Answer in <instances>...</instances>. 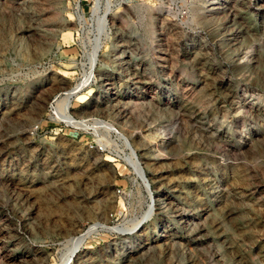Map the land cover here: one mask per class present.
<instances>
[{
  "label": "rangeland",
  "instance_id": "374dc122",
  "mask_svg": "<svg viewBox=\"0 0 264 264\" xmlns=\"http://www.w3.org/2000/svg\"><path fill=\"white\" fill-rule=\"evenodd\" d=\"M160 1L0 0V264H264V0Z\"/></svg>",
  "mask_w": 264,
  "mask_h": 264
},
{
  "label": "bare ground",
  "instance_id": "6f19581e",
  "mask_svg": "<svg viewBox=\"0 0 264 264\" xmlns=\"http://www.w3.org/2000/svg\"><path fill=\"white\" fill-rule=\"evenodd\" d=\"M95 1V5H93V10H92V14L91 16H94V21L96 22V28L94 29V33H92V36H96L97 39H95V42L97 41L98 42V39L100 38L101 35H105L106 32H109L110 34V28L108 27V17L109 15H113V12L111 10V7H110V0H106V4L103 5L104 7H102L101 9V4H102V1L103 0H94ZM122 1L123 0H117V1H113L112 0V4H113V7L115 6H120L122 4ZM105 3V2H104ZM123 5V4H122ZM119 9V8H117ZM90 16H88L87 18H89ZM78 21L81 23V25H84L85 22H86V18L85 16H78ZM93 22V21H92ZM81 27V26H80ZM105 29H106V32H105ZM107 34V33H106ZM108 34V35H109ZM64 40V39H63ZM93 43L94 47H98L96 45V43ZM65 43V42H64ZM100 45V44H99ZM92 46V45H91ZM92 47V51L94 52V54L98 51V48H95ZM91 51V52H92ZM97 54V53H96ZM93 55V54H92ZM91 56V55H89ZM88 56V57H89ZM93 57V56H91ZM94 58V57H93ZM89 61V60H88ZM92 61V60H91ZM90 63L89 64V71H90V74L88 76V80L91 79L92 81V78L94 76H92V69L94 67V62H88ZM85 66V65H84ZM85 68V67H84ZM88 72V70H87ZM84 77V76H83ZM94 79V78H93ZM82 81L78 84H76L75 86L71 87L68 91H66L63 95H61L58 99L55 100L54 104L55 106H58V109H59V106L61 107V111H62V116L61 118L63 119V121L68 124L69 126H73V127H82V128H86L87 127V123L85 122H78L76 121L70 114L69 112V109L71 107V103H72V100H74L76 98V96L81 92V90L83 89V86L84 85V81H83V78L81 79ZM86 81V80H85ZM90 82V81H89ZM88 84V83H87ZM86 84V85H87ZM85 88V87H84ZM60 110V109H59ZM97 124L101 125V126H105L107 127L105 124L103 125V123L99 122V121H96ZM110 130H112L113 132L117 133V136L118 138L120 139V141L122 142L123 144V147L127 150L128 154L126 156V160L127 162L131 165V168L133 169L135 175H136V178L137 180H139L141 182V184L144 185V187L146 188L145 186V181L146 183L148 184V181L144 175V171L140 165V162L138 161L137 159V156H136V153L133 149V147L131 146V144L129 143V141L127 140V138L121 136L117 130L113 129V128H109ZM117 139V138H116ZM118 139V140H119ZM132 149L134 151V154L132 153V151L129 149ZM125 157V156H124ZM139 163V164H138ZM140 166V167H139ZM142 169V172H143V175L141 173V169ZM149 186V184H148ZM146 191L148 192V197L154 202V198H153V195L151 193V191L147 190L146 188ZM154 210V206H150L149 207V211L148 213L145 215V219H149L150 216H151V212ZM99 229H102V230H105V231H112L113 229H109L107 228L106 226L104 225H93L91 227H89V229L80 234L78 237H75V238H72L71 240L67 241L66 243V254L64 256V259L63 261L61 262V264H70L74 258V256L76 255L77 251H79L85 241L92 237L93 235L97 234Z\"/></svg>",
  "mask_w": 264,
  "mask_h": 264
},
{
  "label": "built area",
  "instance_id": "2783aa9c",
  "mask_svg": "<svg viewBox=\"0 0 264 264\" xmlns=\"http://www.w3.org/2000/svg\"><path fill=\"white\" fill-rule=\"evenodd\" d=\"M94 2H95L94 0H71V3L73 5L72 7L73 13L76 16L77 22H78L77 17L80 15L86 17L91 16V14L93 13L92 10H93ZM130 2L131 0H123L124 5H128ZM160 3L163 4L162 1H160ZM162 7L164 8L165 12L169 13L174 20H178L181 22L186 18L187 9L185 8L184 4L181 3L180 0H175V1L165 0ZM92 18H93L92 28L95 29L96 22L94 21L93 16ZM81 48L83 50L89 48V46H85ZM98 149L101 150V148ZM116 193H120V190L116 189Z\"/></svg>",
  "mask_w": 264,
  "mask_h": 264
},
{
  "label": "water",
  "instance_id": "95a60500",
  "mask_svg": "<svg viewBox=\"0 0 264 264\" xmlns=\"http://www.w3.org/2000/svg\"><path fill=\"white\" fill-rule=\"evenodd\" d=\"M129 149H130V147H129ZM131 151H132V153L134 154V151L132 150V149H130ZM139 164V163H138ZM140 167V166H139ZM141 169V168H140ZM141 173H142V175H143V172H142V169H141ZM145 186H146V188H147V190H148V184L146 183V181H145Z\"/></svg>",
  "mask_w": 264,
  "mask_h": 264
},
{
  "label": "crops",
  "instance_id": "0c3cea01",
  "mask_svg": "<svg viewBox=\"0 0 264 264\" xmlns=\"http://www.w3.org/2000/svg\"><path fill=\"white\" fill-rule=\"evenodd\" d=\"M69 50H70V49H65V50H63V52H64L63 54H66V55L69 54V53H70Z\"/></svg>",
  "mask_w": 264,
  "mask_h": 264
}]
</instances>
